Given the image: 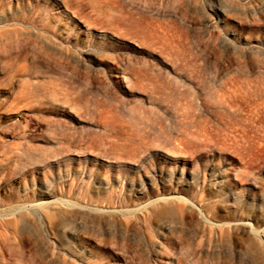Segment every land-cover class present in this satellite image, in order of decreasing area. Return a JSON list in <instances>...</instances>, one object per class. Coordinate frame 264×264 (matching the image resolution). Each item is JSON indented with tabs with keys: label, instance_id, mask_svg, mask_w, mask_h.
Wrapping results in <instances>:
<instances>
[{
	"label": "rangeland",
	"instance_id": "374dc122",
	"mask_svg": "<svg viewBox=\"0 0 264 264\" xmlns=\"http://www.w3.org/2000/svg\"><path fill=\"white\" fill-rule=\"evenodd\" d=\"M87 263L264 264V0H0V264Z\"/></svg>",
	"mask_w": 264,
	"mask_h": 264
},
{
	"label": "bare ground",
	"instance_id": "6f19581e",
	"mask_svg": "<svg viewBox=\"0 0 264 264\" xmlns=\"http://www.w3.org/2000/svg\"><path fill=\"white\" fill-rule=\"evenodd\" d=\"M262 143V142H261ZM219 181V180H218ZM59 218V217H58ZM49 219V218H48ZM56 219H57V217H56ZM60 219V218H59ZM61 220V219H60ZM59 220V221H60ZM52 222H53V220H51ZM52 222H48V225H49V223H52ZM54 223V222H53ZM53 225V224H52ZM50 226V225H49ZM53 228V227H52ZM76 228V227H75ZM72 230V229H71ZM87 251V250H86ZM92 260V259H91ZM93 263V262H92ZM88 264V263H87ZM95 264V263H94ZM99 264V263H98Z\"/></svg>",
	"mask_w": 264,
	"mask_h": 264
}]
</instances>
